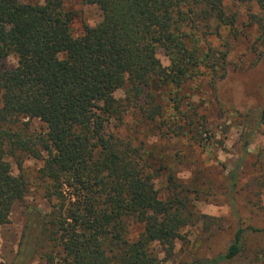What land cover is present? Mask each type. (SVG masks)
<instances>
[{
    "label": "trees",
    "instance_id": "obj_1",
    "mask_svg": "<svg viewBox=\"0 0 264 264\" xmlns=\"http://www.w3.org/2000/svg\"><path fill=\"white\" fill-rule=\"evenodd\" d=\"M80 1L98 5L102 20L76 37L75 14L65 0H0V226L29 190L24 156L43 161L39 173L50 203L48 212L24 204L10 264H31L37 255L59 264H164L151 244L162 243L170 256L186 239L181 230L204 216L171 167L111 130V122L121 123L134 108L139 126L152 124L163 136L187 134L196 121L178 99L167 118L159 90L182 84L201 67L212 82L226 75L227 52L201 37L219 35L224 25L237 36L238 15L227 11V1L257 3L260 11L249 18L264 45V0ZM12 54L17 64L5 65ZM119 89L123 99L115 95ZM33 119L45 127L32 130ZM262 123L264 107L257 126ZM8 156L20 167L18 175ZM157 179H165V193ZM235 186L231 179L229 190ZM203 221L210 230V217ZM255 233L264 229L239 225L224 252L189 264H250L247 242Z\"/></svg>",
    "mask_w": 264,
    "mask_h": 264
},
{
    "label": "rangeland",
    "instance_id": "obj_2",
    "mask_svg": "<svg viewBox=\"0 0 264 264\" xmlns=\"http://www.w3.org/2000/svg\"><path fill=\"white\" fill-rule=\"evenodd\" d=\"M64 5L75 14L72 31L76 37L84 33L86 25L93 26L102 20V11L96 4L65 0ZM225 6L228 12L238 15L237 36L224 25L219 35L208 31L201 41L227 52L226 75L220 76L221 72L220 79L212 82L209 70L201 67L191 79L182 84L171 83L158 92L166 105L167 118H173L174 101L178 99L183 111L196 121L187 128V134L176 136L169 132L163 136L152 124L139 126L134 108L121 123L111 122V130L122 137L131 136L135 145L143 146L140 149L154 152L159 163L171 167L192 191L195 209L204 216L181 230L186 239L177 241L170 256L162 243L151 244L164 264H189L194 259L224 252L239 225L264 229V123L257 126L264 107V45L259 46L258 27L249 18L250 13H258L260 8L255 2L238 1H227ZM157 55L163 65L170 64L163 48L157 50ZM17 62L12 54L4 64L14 66ZM115 95L123 99L125 90L119 89ZM44 127L38 119L31 122L32 130ZM253 131L246 151L245 139ZM7 160L18 175L21 169L16 160L9 156ZM42 164V160L23 157L30 187L24 200L15 203L10 222L0 226V264H10L16 256L25 223L24 204H37L44 212L50 209L44 198L46 182L39 173ZM230 178L236 181L234 192L229 190ZM165 185V179L156 180L161 193L166 192ZM206 216L213 221L208 231L203 221ZM131 228L135 232L136 228ZM247 243L250 264H264V234H251ZM48 263L59 264L39 255L31 264Z\"/></svg>",
    "mask_w": 264,
    "mask_h": 264
}]
</instances>
